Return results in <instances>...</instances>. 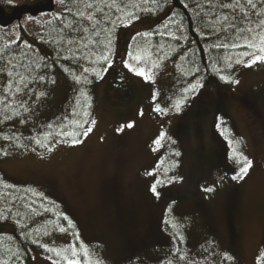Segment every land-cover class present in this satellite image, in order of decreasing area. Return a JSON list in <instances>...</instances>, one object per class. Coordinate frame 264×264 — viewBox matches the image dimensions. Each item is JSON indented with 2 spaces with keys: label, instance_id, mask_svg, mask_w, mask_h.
Returning a JSON list of instances; mask_svg holds the SVG:
<instances>
[{
  "label": "rangeland",
  "instance_id": "1",
  "mask_svg": "<svg viewBox=\"0 0 264 264\" xmlns=\"http://www.w3.org/2000/svg\"><path fill=\"white\" fill-rule=\"evenodd\" d=\"M3 1L20 11L18 30L11 34L32 36V18L22 14L30 2ZM83 1L89 5L94 0ZM104 2L111 9L118 4L100 0L97 8ZM220 3L228 13L220 19L231 32L230 43L241 45L228 50L233 61L229 87H194V79L190 85L180 73L178 61L164 60L160 51L146 45L132 49L134 35H150L144 19L118 24L103 57L74 54L77 75L70 85L62 78L38 85L30 73L9 82L0 79V131L9 137L1 142L7 157L0 168L8 181L31 185L27 199L60 215L50 223L52 246L37 244L30 264H65L62 257L81 243L102 264H259L264 245V61H245L261 54L257 48L264 36V0ZM66 43L72 53L83 46L97 51V42L84 41L81 32ZM250 43L256 48L243 47ZM125 60L151 79L129 71ZM102 62L103 73L90 90L94 107L85 119L91 99L77 66L90 65L95 72ZM114 70L126 77L129 93L120 92L123 101L111 103L105 93ZM157 105L167 111H154ZM87 128L91 131L82 135ZM74 133H81V143H71ZM161 133L164 138L155 144ZM243 157L252 166L243 179L233 180ZM181 228L185 238L174 255L178 244L171 229ZM7 229L0 226V231ZM179 255L188 259L179 261Z\"/></svg>",
  "mask_w": 264,
  "mask_h": 264
},
{
  "label": "trees",
  "instance_id": "2",
  "mask_svg": "<svg viewBox=\"0 0 264 264\" xmlns=\"http://www.w3.org/2000/svg\"><path fill=\"white\" fill-rule=\"evenodd\" d=\"M28 2L30 8L26 10L22 7V14L26 18H32L34 33L30 36L20 32L16 37L11 33L13 29L18 30L16 25H19L17 19L20 11L12 3L0 0V79L4 81L9 82L10 77L15 80L21 78L22 73L26 76L30 73L35 75L38 85L47 79H51L52 84L58 78L70 85V79L73 80L77 75L72 58L74 54L87 58L98 53L103 57L112 47L118 24L134 25L144 19L150 24V35H134L131 38L132 49L146 45L150 50L155 48L160 51L164 60L178 61L179 71L185 75L190 85L193 79L196 85L202 87L230 85L233 61L228 58L231 54L228 50L234 44L230 43L231 32L227 31L226 22L221 21L228 13L219 7L220 2L226 6L227 0H117L115 9L108 8L105 2V5L97 8L100 0H94L89 4L90 7L83 0ZM76 24L78 27L73 30ZM69 32L70 36L81 32L87 42L95 40L97 51L92 50L90 46H83L79 51L72 53L66 43L70 39V36L66 37ZM223 44L229 46L217 47ZM84 64L87 65L85 62ZM104 64L102 62V67L94 69L95 72L90 70V65L84 68L77 66L83 74L79 77L84 78L85 90L88 92L86 97L91 99L88 109H85V119L91 114L95 103L90 90L93 89L95 81L100 79ZM66 72L68 74L64 75ZM222 76L226 80H222ZM122 79L120 77L117 83ZM202 97L203 94L198 98V107H201ZM1 124L2 121L0 126ZM5 137L8 136L0 131V165L7 157L2 153L1 146ZM29 192L30 184L8 181L0 168V226L8 227L7 230L0 231V260L3 264H30L32 252L37 244L42 242L48 244V247L52 246V234L48 232L50 223L60 215L55 216L56 211L53 212L48 205L27 199L24 194ZM20 197L22 200L18 202ZM54 205L60 208L57 203ZM165 228H169L168 223H165ZM171 231L174 232L173 236L178 244L174 254L177 255L181 252L185 238L184 230L181 228L179 231ZM259 264H264V245Z\"/></svg>",
  "mask_w": 264,
  "mask_h": 264
},
{
  "label": "snow or ice",
  "instance_id": "3",
  "mask_svg": "<svg viewBox=\"0 0 264 264\" xmlns=\"http://www.w3.org/2000/svg\"><path fill=\"white\" fill-rule=\"evenodd\" d=\"M249 4H252V0H248ZM91 5H89L90 7ZM253 7H255V5H252ZM261 25H264V21H261ZM138 35H144V34H138ZM228 47V44H223V45H217V47ZM233 47H240L241 45H232ZM243 47H253L256 48L255 44H246L243 45ZM257 53H261V54H253L252 55V59L250 61H245L246 64H251V63H255L256 61H264V36L260 37V47L257 48ZM132 56V53H129V57ZM105 60H107V57H104ZM137 62L139 63L140 58L137 57ZM238 63L240 61H237ZM124 65L126 68H128L129 71L134 72L137 75H142L144 76V78L146 80L151 79V76L146 72V70L144 69H138L136 67H133L132 65L129 64V62L127 60L124 61ZM110 66V65H109ZM85 71H88L87 69H85ZM106 71V69H105ZM222 80H226L225 77H220ZM77 82H79V77H77ZM200 85H196L194 87H198ZM194 90V88H193ZM188 91V90H186ZM41 95H43V93H41ZM154 98H155V94H154ZM183 103V101H177L175 104L176 110L179 111L180 109V105ZM154 111L157 112H166V109H161L159 107V105L156 106V108L154 109ZM92 123H95L94 121ZM127 127H132L133 125L131 123L126 125ZM91 131V128H87L85 129V131L82 133V135L87 136L88 133ZM60 135L62 136H67L70 135L69 133H64L61 132ZM72 135V139H71V143L73 145L75 144H79L81 143V141L78 139V136L81 135V133H74L71 134ZM164 133L160 134V137H158L154 143L155 144H160L161 140L164 138ZM5 139H7V137H5ZM36 144L40 145V146H46V145H41V141L40 140H36ZM49 151H51V148H49ZM235 151V150H234ZM176 155H179V153H176ZM237 156H240V153H236ZM239 162V161H237ZM252 166V161L248 160L247 157H243V166L239 168V171L237 174L232 176L233 180H237V179H243V177L245 175H247L249 168ZM159 183V181H158ZM152 191L155 193L156 191V186L155 184L152 186ZM205 191H212L211 188L205 189ZM158 195V193H156ZM65 219H68L67 217H65ZM165 223H168V221H165ZM69 227H72V223L69 220L68 223ZM65 229L64 228H60V231L63 232ZM47 250V249H46ZM68 250L65 249V252H67ZM57 256H60V252H57ZM81 257H83V259H81ZM62 259L65 260V264H102V261L97 257V254L94 251H90L89 248L85 247V245L83 243L80 244L79 248H77L76 246H72L71 247V254L70 255H66L64 257H62ZM186 259H188L186 256L184 255H179L178 260L179 261H185ZM54 264H56V262H54Z\"/></svg>",
  "mask_w": 264,
  "mask_h": 264
},
{
  "label": "flooded vegetation",
  "instance_id": "4",
  "mask_svg": "<svg viewBox=\"0 0 264 264\" xmlns=\"http://www.w3.org/2000/svg\"><path fill=\"white\" fill-rule=\"evenodd\" d=\"M120 74H122L121 71H118V70L113 71L112 81L109 82V88L107 90L108 92L105 93L107 99L109 101H111V103H113L114 101H117V102L123 101L124 95L120 96V92H124L126 94L129 93V87H128V83H127L128 81L126 80V77L121 76ZM120 77H122L123 79L121 80L120 83L118 82L119 83V85H118L117 81H119L118 79ZM119 86L122 87L121 91L116 90V87H119ZM122 96H123V98H122Z\"/></svg>",
  "mask_w": 264,
  "mask_h": 264
}]
</instances>
